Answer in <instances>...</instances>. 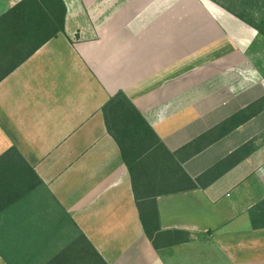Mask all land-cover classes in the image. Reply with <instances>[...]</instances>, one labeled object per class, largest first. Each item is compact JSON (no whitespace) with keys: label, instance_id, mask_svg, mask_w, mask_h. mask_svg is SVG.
<instances>
[{"label":"crops","instance_id":"1","mask_svg":"<svg viewBox=\"0 0 264 264\" xmlns=\"http://www.w3.org/2000/svg\"><path fill=\"white\" fill-rule=\"evenodd\" d=\"M24 1L0 0V20ZM63 1L65 32L20 65L34 45L0 21V264H96L81 234L107 264H264V142L208 187L157 197L161 231L189 235L157 251L103 113L123 93L176 153L264 97V36L210 0ZM263 116L185 171L255 139Z\"/></svg>","mask_w":264,"mask_h":264},{"label":"trees","instance_id":"2","mask_svg":"<svg viewBox=\"0 0 264 264\" xmlns=\"http://www.w3.org/2000/svg\"><path fill=\"white\" fill-rule=\"evenodd\" d=\"M210 1L255 29L259 35L264 36V0H250L249 3L242 4L243 8L260 11L257 13L261 14L260 18L254 17L255 13H252L254 18L252 20L247 18L248 14H244L246 11L241 14L220 0ZM66 15L67 7L63 0H25L3 17L2 20L13 18L19 25L18 34L16 33L17 43L23 44L31 39L34 45L32 51L22 58L19 65L42 46L65 32ZM14 69L9 70L6 76ZM263 112L264 97L183 149L172 153L123 93L116 95L103 108L108 132L117 142L123 161L132 175L143 229L155 250L162 248L159 244L160 238H163L166 243L163 246L166 247L189 240V235L186 233L161 231L157 197L208 187L248 158L256 149L255 140L237 149L197 179L191 178L185 171L184 162ZM262 139L264 142V135ZM251 217L257 229L264 228V203L251 211ZM80 237L86 242L87 247L92 249L96 264H107L82 234Z\"/></svg>","mask_w":264,"mask_h":264},{"label":"rangeland","instance_id":"3","mask_svg":"<svg viewBox=\"0 0 264 264\" xmlns=\"http://www.w3.org/2000/svg\"><path fill=\"white\" fill-rule=\"evenodd\" d=\"M221 2L225 3V4H228V6H230L231 8H233L234 10H236V12L238 13H241L243 14L244 11H246L244 14H248L247 18L249 20H252L254 19L253 18V14L252 13H255L254 17H257L258 19L260 18L261 14H257V13H260V11H258L257 9L256 10H250L248 8H243L242 4H246V3H249L250 0H220ZM259 125V127H257V129L260 128V130H262V132H259L257 133V137H255V146L259 143H262L263 142V135H264V116L261 118V119H258L257 120V123L256 125ZM253 127H255V124L253 125ZM252 127V128H253Z\"/></svg>","mask_w":264,"mask_h":264}]
</instances>
